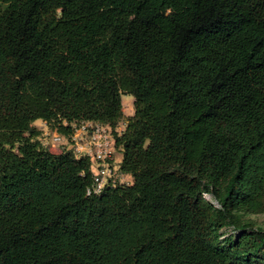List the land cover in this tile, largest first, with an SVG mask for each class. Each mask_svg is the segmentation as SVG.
Wrapping results in <instances>:
<instances>
[{
	"label": "trees",
	"instance_id": "1",
	"mask_svg": "<svg viewBox=\"0 0 264 264\" xmlns=\"http://www.w3.org/2000/svg\"><path fill=\"white\" fill-rule=\"evenodd\" d=\"M38 120L110 126L133 182L88 197ZM263 213L264 0H0V264H264Z\"/></svg>",
	"mask_w": 264,
	"mask_h": 264
},
{
	"label": "built area",
	"instance_id": "2",
	"mask_svg": "<svg viewBox=\"0 0 264 264\" xmlns=\"http://www.w3.org/2000/svg\"><path fill=\"white\" fill-rule=\"evenodd\" d=\"M63 126L69 132L62 133L58 128H51L47 122H43L40 141L48 149L59 145L63 150L73 153L76 159L90 158L92 162V183L87 189L88 197L101 196L108 186H116L117 183L129 185L131 182H123L120 166L117 160L119 154L114 134L110 126L99 122L85 121ZM124 129L118 127L120 133Z\"/></svg>",
	"mask_w": 264,
	"mask_h": 264
},
{
	"label": "rangeland",
	"instance_id": "3",
	"mask_svg": "<svg viewBox=\"0 0 264 264\" xmlns=\"http://www.w3.org/2000/svg\"><path fill=\"white\" fill-rule=\"evenodd\" d=\"M134 102L135 99L132 95H122V103H123V113L124 117L120 121V129H124L125 125L127 124L128 120L130 117H132L135 113V108H134ZM34 126L37 129H41L43 127V122L41 120H38L34 123ZM51 153L54 154H60L62 152V148L59 145L52 146L49 148ZM122 155L118 154L117 155V160L118 163L121 162L122 160ZM122 181L123 182H133V177L130 175H123L122 176ZM206 199L208 202L211 204L216 205V202L212 198L210 194L205 195ZM245 221H251L253 223L254 228H264V213L263 214H255V215H250L249 217L245 218ZM222 240H226L231 238L232 240H236L239 234V231L235 230L232 226H227L223 229L222 231Z\"/></svg>",
	"mask_w": 264,
	"mask_h": 264
}]
</instances>
